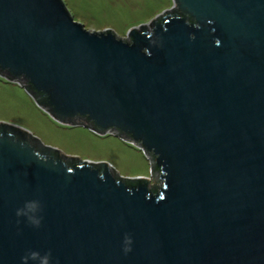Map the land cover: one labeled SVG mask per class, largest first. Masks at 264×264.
<instances>
[{
	"label": "water",
	"instance_id": "obj_1",
	"mask_svg": "<svg viewBox=\"0 0 264 264\" xmlns=\"http://www.w3.org/2000/svg\"><path fill=\"white\" fill-rule=\"evenodd\" d=\"M63 1L0 0V78L151 174L0 121V264H264V0H173L128 37Z\"/></svg>",
	"mask_w": 264,
	"mask_h": 264
},
{
	"label": "rangeland",
	"instance_id": "obj_2",
	"mask_svg": "<svg viewBox=\"0 0 264 264\" xmlns=\"http://www.w3.org/2000/svg\"><path fill=\"white\" fill-rule=\"evenodd\" d=\"M80 10L81 22L91 29H116L128 37L173 7V0H64ZM0 121L28 130L112 163L121 176L151 174V162L135 145L118 136H99L81 126L56 122L17 84L0 78Z\"/></svg>",
	"mask_w": 264,
	"mask_h": 264
},
{
	"label": "clouds",
	"instance_id": "obj_3",
	"mask_svg": "<svg viewBox=\"0 0 264 264\" xmlns=\"http://www.w3.org/2000/svg\"><path fill=\"white\" fill-rule=\"evenodd\" d=\"M43 204L39 199L26 200L24 204L16 209L17 223L26 222L33 228H39L43 221ZM125 247L123 251H131L132 239L126 235L124 240ZM53 264L51 250L41 253L39 250H29L21 257V264Z\"/></svg>",
	"mask_w": 264,
	"mask_h": 264
}]
</instances>
